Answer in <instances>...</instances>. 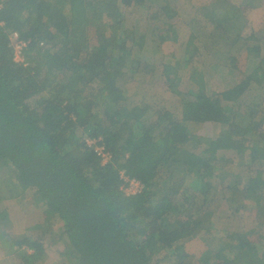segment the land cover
<instances>
[{
  "label": "trees",
  "instance_id": "16d2710c",
  "mask_svg": "<svg viewBox=\"0 0 264 264\" xmlns=\"http://www.w3.org/2000/svg\"><path fill=\"white\" fill-rule=\"evenodd\" d=\"M174 1L0 0V166L15 168L35 214L58 221L71 264H264V116L237 97L264 88L256 33L264 0H207L186 11ZM149 13L156 46L135 28ZM15 31L26 42L23 61ZM173 67L179 78L153 90ZM192 122L221 129L206 137ZM87 138H100L112 160L102 163ZM122 174L143 190L126 192ZM231 190L255 200L260 226L246 227L250 206L238 194L226 198ZM222 199L236 224L226 238L202 235ZM2 245L11 264H44L49 249L26 230Z\"/></svg>",
  "mask_w": 264,
  "mask_h": 264
},
{
  "label": "rangeland",
  "instance_id": "374dc122",
  "mask_svg": "<svg viewBox=\"0 0 264 264\" xmlns=\"http://www.w3.org/2000/svg\"><path fill=\"white\" fill-rule=\"evenodd\" d=\"M242 1L243 0H235L233 2H242ZM200 3H202V0H175L174 2L171 3V5L186 11V10H190L194 5H199ZM155 5L156 6L152 10V12H150L153 13V15L157 14L156 10L158 8V5L157 4ZM150 13L147 16H145L146 18L138 15V19L136 23L139 24H137L135 28L138 30L139 33L145 31L146 33L145 37L148 39L149 44L151 46H156V43L152 41V33H151L155 20L153 18V15H150ZM261 17L264 20V16ZM255 18H256L255 16L252 17L254 21ZM143 20H145V22ZM183 25H184V21H182V24H180V26L183 27ZM252 26L253 25L248 24L247 28H245L243 31V35L245 36L250 35ZM256 33L257 36L260 39H263L264 41V26H258L256 28ZM12 42H13L14 51L18 50L19 47L16 46V44L18 43V42L16 43V36H12ZM249 44L257 45L258 42L253 39H250ZM167 51L171 52L172 48ZM135 52H136V48L133 46L128 52V66L131 64V60L134 58ZM23 58L25 57L21 55L15 57V60L21 61ZM194 62L196 65H199L200 70H202L203 73L205 69L210 70V67L207 66L209 64L208 63L204 64L203 62H201V58L197 57L196 61L194 60ZM206 62H209V60ZM161 67L163 68V66ZM168 71H169V75L163 74L162 76L160 69L161 76L154 79L153 90L157 89V91H162L164 87L168 85L167 78L171 79V81H175L177 78H179L180 73L174 67L169 68ZM213 71L214 70L211 69L210 74H212ZM218 75L219 73L214 72L210 79L207 76V81L208 80L209 82L210 80L216 81L218 79ZM222 78L226 80L225 77L222 76ZM132 89H133L132 85H128L129 94H131L130 90ZM139 97L140 98L142 97V92L139 94ZM237 97L239 98V101H241L242 103L249 104L255 107L257 110H259L258 118L264 116L263 87L257 86V84H253L249 88H247V90H245L243 93L239 94ZM140 98H138L137 101H139ZM173 98L176 99L175 96ZM160 103L165 106L169 105L168 102L165 103L160 102ZM262 127L264 128V122L262 124ZM190 129L195 134L198 133L206 137L215 138L221 129V124L218 122H203V123L192 122L190 124ZM16 177H17L16 170L11 164H5L0 166V204L4 206L3 209L0 210L1 211L0 212V244L1 245L2 243L4 245L10 244L11 246V244L17 238H21L22 235H25V230H26V232L29 233L32 237H44L48 242L49 248L51 247L52 251L50 252L47 262L60 260L59 264H71L77 258L76 255L69 250L65 237H63L61 233L60 235H58L57 233L55 234V232L57 231L58 221H53L50 224H46L43 216L39 215L38 213L36 214L34 213V209L37 208L34 203V198L27 191L26 192L22 191L19 188ZM236 184L234 187H237ZM141 188L143 190L144 185ZM175 189L178 190V188ZM126 192H128L129 194H134L133 192L129 191L128 184H126ZM237 194L244 203L250 206L251 212L247 213L248 216L247 221L248 220L249 221L248 222L243 221V223L246 224V227L247 226L249 227L251 225L255 227L260 226L258 225V222H256V219L254 218L256 216L255 212L257 210L254 212L251 210V207H257V205L254 204L255 200H250L246 197H243V193L241 192L236 193L233 190L228 192V195H226L225 197L232 198ZM260 204L261 206H264V200H262ZM27 206L28 208H26ZM216 208H217V212H216L217 215L215 217H209L205 220L204 225L201 228L202 235H204V233H207L208 235L212 234L216 237L224 236V238H226L227 228L230 225L236 224L235 220L234 222L228 220L231 209L230 203H228L226 199H222L216 204ZM8 227L10 228L8 229ZM250 234H251V238H254L253 236H255V232Z\"/></svg>",
  "mask_w": 264,
  "mask_h": 264
},
{
  "label": "built area",
  "instance_id": "2783aa9c",
  "mask_svg": "<svg viewBox=\"0 0 264 264\" xmlns=\"http://www.w3.org/2000/svg\"><path fill=\"white\" fill-rule=\"evenodd\" d=\"M13 36H16V46L19 47L18 50L15 51V57L21 56L23 53V47L26 45V42L19 38V34L15 32ZM23 61V59L21 60ZM88 145L97 153L100 157L102 163H108L112 160V154L106 149L105 145L100 143V138L93 139L87 138L86 139ZM124 180L128 182V189L129 191L133 192L134 194L140 193L142 191L143 184L140 182L139 179L136 178H129L122 174Z\"/></svg>",
  "mask_w": 264,
  "mask_h": 264
},
{
  "label": "crops",
  "instance_id": "0c3cea01",
  "mask_svg": "<svg viewBox=\"0 0 264 264\" xmlns=\"http://www.w3.org/2000/svg\"><path fill=\"white\" fill-rule=\"evenodd\" d=\"M203 1H207V0H202V2ZM249 15H252V16H255V13H254V11L253 12H250L249 13ZM261 16H264V13L263 14H261V15H259V16H257V17H261ZM256 17V16H255ZM263 20V19H262ZM264 21V20H263ZM137 84V83H136ZM136 84H134L133 82L132 83H130L129 85H132V87H133V89L132 90H130V93L132 94V93H134V91L136 90ZM4 207V206H3ZM10 227H8V229H9ZM15 229V228H14ZM21 230V229H20ZM24 231V230H23ZM22 232V231H21ZM18 239V238H17ZM3 244V243H2ZM53 248V247H52ZM54 250V249H53ZM52 251V249H51V247L48 249V253L45 255L46 256V260H45V262H44V264H59V262H60V260H56V261H52V262H47V259H48V257H49V255H50V252ZM5 258L4 257H2V256H0V264H11V262L9 261L10 260V258H8V261H6V259L4 260ZM8 262V263H7Z\"/></svg>",
  "mask_w": 264,
  "mask_h": 264
},
{
  "label": "clouds",
  "instance_id": "9594fccd",
  "mask_svg": "<svg viewBox=\"0 0 264 264\" xmlns=\"http://www.w3.org/2000/svg\"><path fill=\"white\" fill-rule=\"evenodd\" d=\"M15 32H17V31H15ZM15 32H14V33H15ZM14 33H13V34H14ZM17 33H18V32H17ZM13 34L11 35V40H12V36H13Z\"/></svg>",
  "mask_w": 264,
  "mask_h": 264
}]
</instances>
